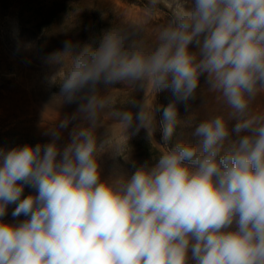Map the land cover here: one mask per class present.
Segmentation results:
<instances>
[{
  "label": "clouds",
  "instance_id": "clouds-1",
  "mask_svg": "<svg viewBox=\"0 0 264 264\" xmlns=\"http://www.w3.org/2000/svg\"><path fill=\"white\" fill-rule=\"evenodd\" d=\"M159 2L149 0V16ZM138 35L111 29L98 48L65 41L46 58L59 66L50 82L64 99L89 92L49 129L51 142L0 149V264H264V116L249 117L264 90V0H191L150 50ZM201 77L232 110L228 120L201 121L195 143L177 142L131 176L101 179L99 157L120 149L110 136L98 140L101 114L115 101L97 85L170 89L160 122L167 145L177 104L190 109ZM131 107L113 114L151 140L160 109L144 98ZM77 118L61 149V130ZM26 185L36 194L23 196ZM13 204L23 221L3 220Z\"/></svg>",
  "mask_w": 264,
  "mask_h": 264
},
{
  "label": "rangeland",
  "instance_id": "rangeland-1",
  "mask_svg": "<svg viewBox=\"0 0 264 264\" xmlns=\"http://www.w3.org/2000/svg\"><path fill=\"white\" fill-rule=\"evenodd\" d=\"M191 0H160L148 15L149 0H0V149L5 151L17 146L52 141L51 127L64 117L77 112L84 89L72 102L61 95L59 82L51 83V75L59 66L47 63V57L62 50L65 41L91 45L98 48L104 34L111 29L139 31L138 41L146 50L154 47L160 26L167 24L173 12L188 7ZM191 47V46H190ZM195 50L194 48L192 49ZM97 89L114 99L115 104L101 114L102 124L97 128L98 140L110 136L112 147L99 157L101 179L118 175L131 176L136 168L154 160L177 142L195 143V127L204 120L221 116L228 120L232 111L219 92L209 90L201 77L197 98L190 101V109L177 104L178 118L175 131L167 145L161 139L160 122L163 109L174 97L170 89L156 93L150 83L143 90L131 83L105 85ZM146 102L160 111L155 113L156 130L151 140L147 131L134 134V127L127 130L114 112L130 110L131 101ZM264 116V90L250 104L249 117ZM82 123L77 118L68 128L61 130L57 141L61 149L70 142L72 128ZM235 120L229 122V126ZM128 137V138H127ZM59 159V157H58ZM35 189L24 187L23 196L35 195ZM16 205H9L3 220L8 223L23 221L24 216L14 218Z\"/></svg>",
  "mask_w": 264,
  "mask_h": 264
}]
</instances>
